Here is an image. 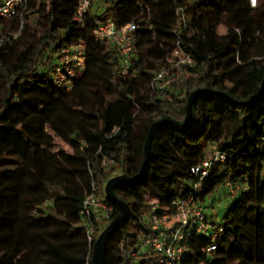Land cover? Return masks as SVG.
I'll list each match as a JSON object with an SVG mask.
<instances>
[{
	"label": "trees",
	"instance_id": "16d2710c",
	"mask_svg": "<svg viewBox=\"0 0 264 264\" xmlns=\"http://www.w3.org/2000/svg\"><path fill=\"white\" fill-rule=\"evenodd\" d=\"M164 2L171 21L162 18ZM96 4L81 22L74 20L78 0H26L18 16L0 19V210L9 206L0 213V264H91L96 237L119 215L105 183L116 172L139 173L150 126L163 119L181 124L195 91L206 93L194 100L188 128L160 126L141 178L114 190L130 214L107 241L104 264L153 258L136 251L150 234L152 205L171 214L173 202L199 182L192 170L211 147L227 159L212 165L198 199L206 202L226 183L238 190L207 235L190 231L182 264H264V92L247 104L264 81V0L255 8L246 0ZM106 19L116 28L136 27L125 74L115 48L94 35ZM74 44L84 45V66L59 85V54ZM175 49L192 64L182 66L187 80L169 87L172 100H162L151 86ZM54 137L70 151L53 154ZM9 188L12 198L3 203ZM90 194L111 207L107 218L82 216ZM249 196L253 207L237 211ZM218 225L222 232L213 239Z\"/></svg>",
	"mask_w": 264,
	"mask_h": 264
},
{
	"label": "built area",
	"instance_id": "2783aa9c",
	"mask_svg": "<svg viewBox=\"0 0 264 264\" xmlns=\"http://www.w3.org/2000/svg\"><path fill=\"white\" fill-rule=\"evenodd\" d=\"M251 8L258 5L259 0H246ZM97 0H78L74 20L81 22L85 15L93 8ZM26 0H0V19H10L20 14V10L25 6ZM136 27L127 24L122 28H116L110 19L98 22L94 35L96 39L106 49L115 48L119 56L122 72L126 73V68L131 57L134 55V32ZM2 38H0V44ZM84 45L74 44L61 50L58 57V66L55 69V79L59 85H67L70 79L75 76L77 70H82L84 66ZM192 59L179 49L171 53L169 64L154 79L152 92H155L162 100L170 101L172 97L168 93L171 85L178 83V71L183 65H191ZM227 156L219 152L215 147H211L208 155L204 158L200 166L194 168L192 173L199 176V182L193 185L189 194L182 199L173 202L171 214H157L156 205H152L153 213L149 216L150 234L143 238L136 247L138 253H149L152 259L145 264H182L185 242L190 236V231L195 230L199 234L207 235L212 229V221L219 222L218 215L206 202L198 199L202 191V182L208 177L212 165L215 162H224ZM226 189H236L238 187L232 183H226ZM234 197V196H233ZM111 207L104 198L98 199L93 194L86 197L82 216L88 219L91 212H98L103 217H108ZM211 216V218H210ZM210 218L209 220H207ZM91 228L89 233L91 232ZM216 232L212 238L215 239L221 232V225L216 226ZM90 239V237H89ZM215 245L208 248L214 251Z\"/></svg>",
	"mask_w": 264,
	"mask_h": 264
},
{
	"label": "water",
	"instance_id": "95a60500",
	"mask_svg": "<svg viewBox=\"0 0 264 264\" xmlns=\"http://www.w3.org/2000/svg\"><path fill=\"white\" fill-rule=\"evenodd\" d=\"M262 92H264V81H262L261 89L259 93L255 96V98L247 102V104L255 101L262 94ZM205 93L206 92L195 91L192 94H190L187 100V104H186V116H185L184 121L181 124H178L170 119H163V120L154 122L150 126L147 136H146L144 146H143L144 160L141 164L140 171L136 176L127 177L126 175L119 174L107 180L103 188L104 195L111 203H113L114 205L118 207L119 215L115 217L112 221H110L109 224L96 237L93 243L92 252H91V264H104V256H105L107 241L115 234V232L118 229H120L123 226V224L129 218L130 210H129L128 205L125 204L123 201H121L115 195L114 190L118 186L134 183L141 178V176L144 173L145 166L148 163L149 158H150V149H151L152 140L154 138L156 130L160 126L170 125V126H173L179 132H182L188 128V125L190 123L191 116H192V106H193L194 100L196 99V97L202 94H205ZM211 94H215L219 97L226 98L233 103H237L236 101L228 97L226 94H223V93H211Z\"/></svg>",
	"mask_w": 264,
	"mask_h": 264
},
{
	"label": "rangeland",
	"instance_id": "374dc122",
	"mask_svg": "<svg viewBox=\"0 0 264 264\" xmlns=\"http://www.w3.org/2000/svg\"><path fill=\"white\" fill-rule=\"evenodd\" d=\"M97 8L95 11H98V6L96 3H94L93 5V9ZM161 15L162 18L165 19L166 21H171V14H170V9H169V5L167 3L164 2L163 6L161 7ZM224 29L220 28L219 29V33H223ZM178 75H179V81L177 84L181 83V82H185L188 78L187 74L183 71V69H180L178 71ZM49 134H52L50 131H48ZM66 150V151H70L69 147L66 146L59 138L54 137L53 139V147H52V153L57 155L59 154V152L61 150ZM119 175V172L114 173L113 176ZM236 192L235 188H232L231 190L226 189L225 187L220 188L216 194H214L211 198H208V200L206 201L207 205H210L209 209L213 210L215 213H217V215L219 214V212L222 211L223 207H225L228 202L233 200V196ZM12 193H14V190L12 189H3V203L7 202V198H12ZM19 197L20 200L25 199L26 196H24L23 193H21L20 195H17ZM254 204V199L253 196H249L247 199H245L243 202L239 203L237 206V211H249ZM4 212H9V206L6 204V208H4V210H0V213H4ZM62 229L64 228H60V229H53L50 232V236L54 237L56 234H58Z\"/></svg>",
	"mask_w": 264,
	"mask_h": 264
},
{
	"label": "crops",
	"instance_id": "0c3cea01",
	"mask_svg": "<svg viewBox=\"0 0 264 264\" xmlns=\"http://www.w3.org/2000/svg\"><path fill=\"white\" fill-rule=\"evenodd\" d=\"M217 214V213H216Z\"/></svg>",
	"mask_w": 264,
	"mask_h": 264
}]
</instances>
